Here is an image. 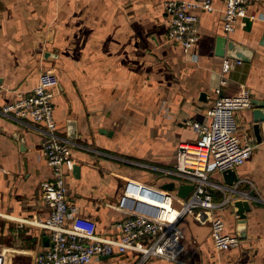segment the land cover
I'll return each mask as SVG.
<instances>
[{"label":"crops","instance_id":"1","mask_svg":"<svg viewBox=\"0 0 264 264\" xmlns=\"http://www.w3.org/2000/svg\"><path fill=\"white\" fill-rule=\"evenodd\" d=\"M165 1L0 0V108L18 91L32 89L43 71L57 74L54 116L58 133L73 143L78 167L67 176L68 201L78 210L77 223L100 237L117 236L127 179L153 189L172 181L180 185L172 173L176 150L196 138L186 122L207 120L229 52L226 44L225 56L216 54L219 36L249 53V61L225 75L223 93L247 95L263 103L264 111V0H249L246 11L255 19H239L228 35L222 28L224 0H210L211 11L194 10L200 33L194 56L168 40ZM254 108L236 114L242 140L256 145L236 169L242 181L237 189L251 210L243 226L232 206L219 212L227 233L245 236L219 253L210 225L186 215L178 223L182 264H264V122L258 143ZM72 123L75 139L69 136ZM38 128L0 115V264H36L50 244L48 232L36 224L49 214L41 186L51 179ZM211 181L222 178L212 172ZM221 197L215 193L216 200ZM138 260L137 253L114 251L101 264ZM141 264L179 263L152 257Z\"/></svg>","mask_w":264,"mask_h":264},{"label":"built area","instance_id":"2","mask_svg":"<svg viewBox=\"0 0 264 264\" xmlns=\"http://www.w3.org/2000/svg\"><path fill=\"white\" fill-rule=\"evenodd\" d=\"M248 1L224 0L222 28L226 35L234 31L239 19H255L247 14ZM196 9L211 11L210 0L164 2L168 40L177 43L185 55L194 56L193 49L200 37ZM241 64V60L224 57L222 78L215 88L216 99L207 109V120L186 122L196 138L178 145L172 173L181 180L180 185L192 184V192L186 199L171 192L161 201L142 195L151 201L148 203L135 197L140 194V188L146 186L127 179L118 207L125 211V216L114 224L116 237H100L94 235L92 229L81 227L76 218L78 210L68 201L67 176L74 168L73 143L58 133L54 116L55 90L60 84L57 74L43 71L32 89L18 91L14 101L0 108V115L17 121L27 119L39 125L41 150L51 171V179L41 186V198L49 208V214L44 221L36 222L48 232L50 244L38 253L36 264H101V260L114 251L137 253V264L152 257L182 264L185 247L178 223L186 215L210 225L211 238L219 253L237 247L239 237L225 231L219 212L247 195L237 189L241 180L229 187L223 181H211V173L221 177L222 171L241 167L256 149L252 139L242 140L236 119L240 110L252 107L251 98L247 95L229 96L222 91L226 84L225 75L233 66ZM216 192L222 194L219 200L215 199ZM127 197L132 201H127ZM26 222L35 224L34 221Z\"/></svg>","mask_w":264,"mask_h":264},{"label":"water","instance_id":"3","mask_svg":"<svg viewBox=\"0 0 264 264\" xmlns=\"http://www.w3.org/2000/svg\"><path fill=\"white\" fill-rule=\"evenodd\" d=\"M226 44L229 52L225 56ZM216 54L221 57L225 56L227 58L241 60L242 62L249 61L248 51H246L245 49H243L233 41H227L226 38L223 36H219L217 38ZM252 104L255 107L252 112V130L256 141L260 143L262 141V135L260 134V130H261L260 125L262 122H264V111L262 110L263 103L254 100L252 101ZM71 125H72V132L69 134V136L70 138L75 139L77 135L75 134L73 123ZM73 170L74 172H77L78 167L74 166ZM221 178L223 183L228 185L229 187H233L234 185H236V183L239 180L238 173L234 168H230L222 171ZM192 190H193L192 184L176 185V183L172 181L161 185L159 189L141 187L140 194L147 196L151 199L161 201L165 195L171 192H176V195L179 198L186 199L189 196V194L192 192ZM126 199L127 201H132L131 198L127 197ZM133 200L137 201L136 199ZM232 207L235 210L234 212L237 217L238 224L243 226L247 220V213L251 210L250 201L246 198L236 199L233 201ZM242 234L244 237L245 236L244 231H239L238 236L241 237Z\"/></svg>","mask_w":264,"mask_h":264},{"label":"bare ground","instance_id":"4","mask_svg":"<svg viewBox=\"0 0 264 264\" xmlns=\"http://www.w3.org/2000/svg\"><path fill=\"white\" fill-rule=\"evenodd\" d=\"M135 197H138L139 199H143L145 201H147L148 203H151V201L149 199H146L144 196H142L141 194H136Z\"/></svg>","mask_w":264,"mask_h":264}]
</instances>
